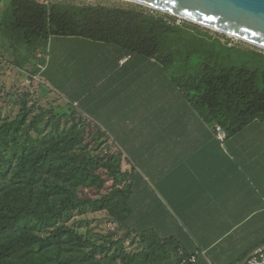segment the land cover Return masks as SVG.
<instances>
[{
    "label": "trees",
    "instance_id": "1",
    "mask_svg": "<svg viewBox=\"0 0 264 264\" xmlns=\"http://www.w3.org/2000/svg\"><path fill=\"white\" fill-rule=\"evenodd\" d=\"M0 37L14 52L25 48L30 55L45 52L53 38L114 47L161 66L188 105L227 137L264 123V53L224 43L223 34L156 10L10 0ZM70 109L45 121L53 112L33 115L23 103L15 118L0 120V264H162L171 253L177 263H191L193 254L181 253L179 244L167 249L169 240L141 227L134 207L137 173L134 167L121 171L123 153L74 154L88 125L99 129L94 138L105 132L72 103ZM108 182L109 191L99 197L78 195L101 191ZM88 211L106 213L123 237L115 233L99 242L69 224L74 213ZM132 235L143 246L137 253L125 246L133 244Z\"/></svg>",
    "mask_w": 264,
    "mask_h": 264
},
{
    "label": "rangeland",
    "instance_id": "2",
    "mask_svg": "<svg viewBox=\"0 0 264 264\" xmlns=\"http://www.w3.org/2000/svg\"><path fill=\"white\" fill-rule=\"evenodd\" d=\"M9 1L0 0V21L7 5H9ZM45 1H66L76 4H102L130 8L142 7L149 10L145 6L123 0ZM177 19L186 21L180 18ZM225 36L222 38L224 43L231 42L243 49H254L264 53V49L260 47L231 36ZM51 40L46 51L42 52L40 50L36 55L34 54L36 56L34 57L25 48L21 49V53L14 52L12 46L0 37V57L2 58V61H0V87L2 89L0 120L15 118L23 103L32 108L33 115L43 110L53 112V114L45 113V121L52 116L57 119L62 117L63 114L70 115L73 112L70 109L71 103L78 107L83 115L87 114L89 116L86 117L89 118L88 120H93L105 132V135L94 138L99 129L94 124L88 125L84 141L74 151V154L78 157L107 158L123 153L121 171L123 173L130 172L131 168L134 167L135 173H137V176L133 177L136 197L134 207L137 216L141 218V227L143 225L148 235L151 234L164 243L169 240L170 245L167 246V249L179 244L181 253L193 254L195 259H191L189 261L191 263L188 264H214L208 259L206 260L204 254L198 250V246L190 245L185 240L186 238L184 239L181 236L179 230V227H182L181 222L172 214L171 217L166 215L160 185L158 183L156 184L158 186L153 185L147 174V160L150 149L153 150L154 148L156 150L150 152L153 153L162 148V142L158 141L157 138H161L163 120L168 117L182 115L184 102H186L183 95L177 91L172 82H170L171 88L168 87L166 82L169 77L167 74L161 78L157 75L155 78H139L131 86L133 93L128 90L117 93L123 86L116 87L114 90L110 89L108 92H102V90L109 88L110 82L105 79L104 83L96 88L95 85H92L91 80L79 78L80 74L77 73V70H79L78 58L72 56L74 51L67 48V41L62 38ZM28 56H30L29 60L26 61ZM41 59H44L43 64L40 62ZM38 70L41 73H37ZM98 93H101L100 97L92 104L90 94ZM187 109V116L198 115L188 103ZM63 126H65L64 122H62ZM127 158L131 164L127 162ZM110 187L111 182H108L101 191H84L78 193V195L96 198L107 193ZM69 224L99 242L104 241L105 237L111 234L116 233L115 238H121L125 233L116 224L112 223V220L104 212L74 213V218ZM131 239L134 240L133 244L130 240L125 244L128 252L137 253L139 250H143L138 238H134V235H132ZM177 261L176 256L171 253L170 258L162 264H180Z\"/></svg>",
    "mask_w": 264,
    "mask_h": 264
},
{
    "label": "crops",
    "instance_id": "3",
    "mask_svg": "<svg viewBox=\"0 0 264 264\" xmlns=\"http://www.w3.org/2000/svg\"><path fill=\"white\" fill-rule=\"evenodd\" d=\"M65 40L78 58L79 78L91 80L96 88L105 79L110 82L102 92L123 86L117 93H133L131 86L139 78L165 77L153 61L127 56L114 47ZM100 94H90L92 104ZM187 112L184 102L182 115L163 120L157 138L162 148L148 154L149 181L160 185L164 212L181 222V236L198 246L206 260L239 264L264 245V123L220 142L214 125Z\"/></svg>",
    "mask_w": 264,
    "mask_h": 264
},
{
    "label": "water",
    "instance_id": "4",
    "mask_svg": "<svg viewBox=\"0 0 264 264\" xmlns=\"http://www.w3.org/2000/svg\"><path fill=\"white\" fill-rule=\"evenodd\" d=\"M264 49V0H127ZM255 250L239 264H245Z\"/></svg>",
    "mask_w": 264,
    "mask_h": 264
},
{
    "label": "built area",
    "instance_id": "5",
    "mask_svg": "<svg viewBox=\"0 0 264 264\" xmlns=\"http://www.w3.org/2000/svg\"><path fill=\"white\" fill-rule=\"evenodd\" d=\"M0 61H1V57H0ZM214 130L218 140L220 142H224L227 137L226 133L219 126L215 127ZM245 264H264V245L256 248L253 256Z\"/></svg>",
    "mask_w": 264,
    "mask_h": 264
},
{
    "label": "bare ground",
    "instance_id": "6",
    "mask_svg": "<svg viewBox=\"0 0 264 264\" xmlns=\"http://www.w3.org/2000/svg\"><path fill=\"white\" fill-rule=\"evenodd\" d=\"M123 1H127V0H123ZM129 2V1H128Z\"/></svg>",
    "mask_w": 264,
    "mask_h": 264
}]
</instances>
